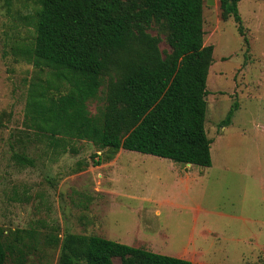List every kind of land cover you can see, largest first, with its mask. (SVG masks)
I'll return each instance as SVG.
<instances>
[{
	"label": "rangeland",
	"instance_id": "rangeland-1",
	"mask_svg": "<svg viewBox=\"0 0 264 264\" xmlns=\"http://www.w3.org/2000/svg\"><path fill=\"white\" fill-rule=\"evenodd\" d=\"M36 6L37 0H0V229L13 248L9 260L21 250L24 264H61L62 239L70 232L175 257L188 250L200 264H264V0L239 1L243 35L233 15L222 17L220 0H204L205 45L214 47L205 123L213 141L214 184L200 198L233 216L202 214L195 230L191 213H168L146 200L165 188L155 180L146 183L147 164L128 156L152 159L154 178L166 159L122 149L119 159L95 165L105 156L99 145L71 139L55 147L30 126V84L46 75L23 53L35 40ZM162 38L160 49L169 51ZM106 90L107 77L88 102L92 115L105 104ZM232 107L231 123L224 126ZM16 154L33 165L19 162ZM203 229L211 231L202 237Z\"/></svg>",
	"mask_w": 264,
	"mask_h": 264
},
{
	"label": "trees",
	"instance_id": "trees-1",
	"mask_svg": "<svg viewBox=\"0 0 264 264\" xmlns=\"http://www.w3.org/2000/svg\"><path fill=\"white\" fill-rule=\"evenodd\" d=\"M239 1L220 0V7L243 35ZM33 24L35 40L23 53L46 75L30 84L27 119L52 146L91 141L105 153L95 165L127 149L212 166L205 123L214 47L205 45L204 0H37ZM162 35L169 51L160 49ZM105 77V104L92 115L88 102ZM9 254L0 229V264L25 263L21 250L16 259ZM116 257L120 264H200L100 235L62 239L61 264H115Z\"/></svg>",
	"mask_w": 264,
	"mask_h": 264
},
{
	"label": "crops",
	"instance_id": "crops-1",
	"mask_svg": "<svg viewBox=\"0 0 264 264\" xmlns=\"http://www.w3.org/2000/svg\"><path fill=\"white\" fill-rule=\"evenodd\" d=\"M122 152L123 151L121 149L111 161L105 163H111L113 160L115 161L119 159ZM139 157H141L142 162L147 164L146 173H145L146 183L155 180L156 184H159L162 188H165L161 194H157V193H154L153 195L150 194L151 198L146 199L147 201L153 202L154 204L155 203L158 204L159 207H163V209L167 210L168 213H171L172 211L175 210L184 211L188 214L191 213L192 219L193 218L195 219L194 230L197 229L198 219H200L202 214L208 215L209 213H217L221 216H226V215L233 216L231 212L215 211L209 208L208 206L201 204L200 197H204V195H206L205 192L214 184V181L211 180V168L213 167V163L212 166L205 167V170H200L196 167L197 165L194 164H190V163L181 164L179 162H175L168 158L159 157V159H166L169 162H167V165H165V167L160 170L161 174L158 175L157 178H154V176H152V174L150 173V169L148 167V163L152 159L144 156H136V154H133V156L129 155L128 159L131 161H136L138 160ZM166 160H159V163H162V161H166ZM167 172L169 173V175L166 174ZM123 175L126 174L123 173ZM198 196H199V200L196 199V197ZM163 209L160 210L155 208V213L161 214ZM208 223H210L209 220ZM203 231L210 232L211 229H207V230L203 229L201 231L202 233L200 234L202 237L206 235L205 233H203ZM145 236L148 235L145 234ZM207 237L208 239L210 238L208 233H207ZM262 238H264V236H262ZM151 241L152 240H149L148 243H150ZM152 243L153 244H151V247H155L156 244L154 245L153 241ZM130 244L135 245V243H130ZM156 251L159 252V250ZM195 253L196 252L192 253L188 250H184L183 252H180L178 254V257L188 259L192 262L197 263L198 258Z\"/></svg>",
	"mask_w": 264,
	"mask_h": 264
}]
</instances>
